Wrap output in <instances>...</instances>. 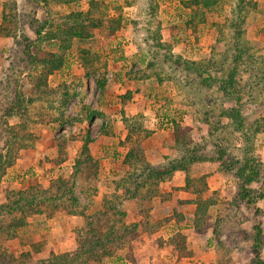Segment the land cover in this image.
<instances>
[{
	"label": "rangeland",
	"instance_id": "374dc122",
	"mask_svg": "<svg viewBox=\"0 0 264 264\" xmlns=\"http://www.w3.org/2000/svg\"><path fill=\"white\" fill-rule=\"evenodd\" d=\"M155 1L159 12L158 16L152 18L140 7L146 5L145 0H0V34H11L18 38L14 42L13 38L0 35V264H215L217 250L225 252L234 264H250L256 226L262 231L260 256L264 261V182L259 178L247 185L246 188L251 190L250 196L243 197L241 187H238L233 176L235 169L227 166L230 153L223 158V162L218 160L206 124L196 120V113L200 116V100L184 84L185 77L196 80L193 79L195 77L184 70L181 62L166 61L162 64V56L170 51L164 47L152 49L154 68L158 62L162 64L159 71L162 83L156 79L153 81L157 85L149 83L148 87L154 90V108L158 115L156 125H152L156 133L152 140L165 145V156L162 154L165 162L176 158L178 152L169 118H179L183 111L176 109L177 114L174 113L173 117L166 113L169 108L168 90L175 83L176 102L187 109L181 125V136L178 137L181 142H194L203 147L199 150L202 161L191 164L188 173L191 178L200 175L207 177L208 192L203 199L210 198L213 206L206 210L199 233L193 224L195 207L185 209L183 222L170 221L159 232L155 231V227H143L140 231L142 245L148 241L143 240V236H152V240L155 236L150 242L157 244L159 250L152 246L144 248L143 254L122 255L117 247L129 242L127 231H122L123 225L118 222L111 227L102 221H97L94 232L86 236L89 240L98 238L101 242L95 248L86 249L85 217L91 212L96 214L100 207V202L92 205V194L103 177V174H99V160L90 157V151L98 153L100 161L110 157L107 162L118 165V168L125 152L119 142L125 134L121 132V118L120 122H109V118H115L112 111L117 102L110 72L105 75L107 90L112 93H107L104 98L96 85L99 73L107 66V59L123 58L122 44L127 42L133 46L128 54L139 53L134 48L135 43L142 49H151L155 40L152 35L156 32L158 39L163 38L164 41L180 43L193 38L203 45L205 50L201 52L204 54L200 60L205 62L211 55L216 56L227 50L231 52L232 41H241L246 53L236 66H231V62L227 61L222 68L224 73L231 68L236 69V81L241 86L245 72L251 76L249 65L252 61L247 58L251 56L253 60L255 51L259 49V43L254 38L250 41L246 31L248 20L262 26L264 0H244L243 4L247 6L248 1L251 9L245 7L240 12L242 19L237 38H233L230 23L235 18L239 0H216L214 7L204 8L202 15L195 16L191 24L188 22L194 14V7L183 8V0ZM12 12L18 15L19 21L12 22L5 17ZM80 27L89 36L74 37L69 48L62 53L60 47L64 38L59 34ZM36 30H40L39 35L35 33ZM246 45H251L252 49L249 50ZM15 49L18 55L13 52ZM200 49L201 46L198 47ZM49 52H61L64 64L49 82L46 79L50 87L46 89L43 86L45 75L42 76L46 69L37 63ZM253 62L252 67L262 64L264 71V57L258 54ZM31 63L34 67H28ZM210 70L214 71L213 68ZM24 72L27 75L22 76ZM6 75L7 79H4ZM16 75L18 79H14ZM14 87L27 92L26 96L32 98V101L25 99L23 115H20L19 107H13ZM198 87L203 92L207 91L212 98L218 99L220 95L215 85L210 88ZM63 94L65 99L62 98ZM255 106L254 111H246L247 124L256 130L255 149L264 164V90ZM8 107H13V116L4 112ZM176 108L179 106L176 105ZM91 116L97 120L90 131L92 138L86 133L85 123L86 118ZM22 119L26 122L24 131L19 126ZM54 120H57V124H46ZM102 120L109 122L107 124L116 133L121 132L116 139L99 140L98 132L105 134V130H108V125ZM82 128H85V132ZM168 130H172L171 134L163 136ZM237 138L232 140L230 137L228 150L240 145L241 140ZM160 159L161 156L156 158L157 163L150 165L160 167ZM138 169L140 167L136 168L137 172ZM127 177L122 182L134 185L135 176ZM144 181L139 180L140 183ZM178 202L181 205L186 201ZM181 210L174 207L172 217L182 214ZM150 219L154 222L161 218L155 210L150 213ZM176 228L186 235V245L193 259H189L190 256L178 257L173 246L168 244ZM187 232L188 237L198 233L196 240H189V244Z\"/></svg>",
	"mask_w": 264,
	"mask_h": 264
},
{
	"label": "trees",
	"instance_id": "16d2710c",
	"mask_svg": "<svg viewBox=\"0 0 264 264\" xmlns=\"http://www.w3.org/2000/svg\"><path fill=\"white\" fill-rule=\"evenodd\" d=\"M145 1L150 16L152 18L155 17L158 10L156 1ZM216 3V0H183V8L191 9L194 7V14L191 16V19L188 23L191 24L194 21L195 16L200 14L202 15L204 8L210 9L211 7H214ZM243 3L244 0H239L238 5L235 9V18L230 23L233 30V38H237L236 36H238L239 34L238 28L240 25V19H242L240 13L241 10H243L245 7L246 9H251V7L249 8L250 4H248V1L246 2L247 6H245ZM5 17H9L10 21L12 22L19 21L18 15L13 12L6 15ZM147 29L150 31L149 28ZM36 31L35 33L39 35L40 30ZM0 35L9 36L13 38L14 42L18 39L16 36H13L11 34ZM59 36L64 38H62V41L64 43L62 44V47H60V51L63 53L67 48H69L71 40L74 37L85 38L89 36V33H86L85 31H83L82 27H80L73 31H62ZM152 38H155L152 44L154 46H152L153 48L151 47V49H147L148 54L152 56V60L147 63L145 69L139 68L136 72H134V79L141 77V75L144 76L146 74L145 72H147V70L149 69L154 70L155 59L154 55H152L154 49L158 50L163 47L169 49L167 45L160 42L157 32L156 34L152 35ZM219 40H221V38ZM231 43V52L230 50H227L226 52L219 53L216 56L211 55L210 59H208L206 62L201 60H189L183 58L179 54H173L170 51L165 52L166 54L161 56L163 59L162 64H165L164 62L166 61H173L175 63L181 62L184 66V70L188 74L193 75L192 77H195L193 79L197 80H192L190 76L184 78L186 89L191 92V94L196 95L197 99L200 100V116L196 113V116H198L196 120L200 123L206 124L207 133L210 137H212L211 144L214 147L215 152L217 153L218 160L223 162V158L227 155V153H230L228 154L229 162L227 163V166L231 169H235V174H233V176L236 177L238 187H241L240 192H242L243 197H248L250 196L249 194L251 190L250 188H246L247 185L252 184L259 178L264 182V164L255 149L256 130L251 129V126L247 124L246 117V111L249 112V109L252 111L256 109L255 103L264 90V71L262 70V64L259 67H252L254 63L253 61L258 54L261 57H264V50L262 48L257 49L255 51L256 56H254L253 60L251 59V56L247 58V60L252 61L249 65L251 66V68L248 66L250 68L249 75L251 76H248V73L245 72V76H243L241 82L242 84L240 86L236 81V69L231 68L227 73H224L222 70V68L226 66L227 61L231 62V66H236L240 61V58H242V55L246 53L245 48L243 47V42L234 40ZM18 47L19 46H17V49ZM246 48H249V50L252 49L251 45H246ZM17 49H15L16 51L13 50V52H15L16 54L18 51ZM21 52L23 54H26L25 51ZM61 52H49L47 53L48 56L41 58L38 61L39 63H37L41 64L46 69V72L42 75L43 77L45 75V83L43 86L46 89L50 88L49 86H47L46 79L55 71L60 70L61 66L64 64V59L61 56ZM230 54L233 55L230 56ZM28 67H34L33 63L29 64ZM180 68L183 69L182 67ZM211 68H213V70L217 72L210 70ZM105 74L106 67L101 70V72L99 73V78L96 80V85L101 90L105 88V84L107 81ZM158 75L159 76L156 79L158 80V82L162 83V78L160 77V74ZM18 77L19 76L16 75L14 79H18ZM4 79H7V75ZM213 85L216 86V89L220 94L218 99L210 97L207 91L203 92L201 88L199 89L198 87L203 86V88H210ZM258 89L262 91L258 92ZM255 92L257 94H255ZM26 94L28 93L22 92L20 88L14 87L13 107H19L21 111L20 115H23L25 112V99L32 101V98L27 97ZM62 98L65 99L66 96L63 94ZM201 98L203 100H201ZM218 100L219 104H217ZM225 103H227V105H224ZM13 107H8V109L5 108L4 112H6L8 115L13 116ZM170 121L173 129V138L176 145L175 149L178 153L177 156H175V159L167 160V162H165L166 160H164L163 162H161L160 167L156 168L152 167V165H150L145 158L143 141L147 139L152 132L145 127L143 115L138 114L132 118H124V126L127 129V132L124 140L121 141L120 144L124 147H127V152L124 156V163L128 166L129 171L124 175L123 181H125V179L127 180V176H135L136 182L134 183V185L128 184L131 189H128V191L125 192V196H123V198H135L138 201L137 213L142 217V219L134 224L125 222L121 218L124 213L115 210L113 206L115 202L114 199H117L118 202H121L122 199L118 196L113 197L114 199L110 200L105 198L102 201L104 203L99 204L100 207L96 214L94 213L85 217L86 220L84 225V232H86V234L84 237L87 240V250H89V248H95L96 245L101 242V240L98 238H91L94 240H89L88 238H86L88 234H92L94 232L95 224L97 221L108 223L111 227H113V224L116 222L120 223L121 225H123L121 227L122 231H127L128 237L136 235L137 231L140 232L143 227H155V231L158 232L173 218L177 222H183V216L178 214H175L174 217H172V215L166 216L154 222H151L152 220L150 219L152 199L156 195H158L159 183L169 179L175 170H180L185 173V185L182 188L195 195L193 203H195L196 206L193 213V224L194 228L196 227V232L199 233V231H201L203 216L205 215L208 207H210L211 205L213 206V203H211L210 198L203 199L204 194L208 192L206 182L207 177H205V175H200L198 177L191 178L188 173V167L195 162L202 161V156L199 154V150L203 149V147L194 142H181V138L178 137L181 136V131L183 129L181 124L173 118H171ZM51 123L57 124V120H54ZM46 124H49V121H47ZM24 125H26V122L22 119V123L19 126L23 131L26 130V126ZM107 128L108 130H105V134H109L110 131L112 132L111 126H108ZM230 137L232 138V140H238L237 137H239L241 141L239 146H234L233 148H230L231 150H228L227 147L229 146V142H231ZM58 148H62V146H58ZM139 167L140 170L138 169L137 172L136 168ZM139 180L145 181L143 183H140ZM240 200L243 199L240 198ZM92 205H94V202ZM118 214L120 215V217L117 216ZM254 229L255 234L252 244L253 258L250 264H264V261L260 256L262 247V231L259 226H256ZM170 236L171 237L168 240V244L170 246H173L175 252H177L178 257L192 256L191 250L186 245V235L182 230L176 228L175 232H173V234ZM216 236L219 235L216 234ZM217 253L218 254L215 264H234L233 260L229 256H227L225 252L221 253L220 250H217Z\"/></svg>",
	"mask_w": 264,
	"mask_h": 264
},
{
	"label": "crops",
	"instance_id": "0c3cea01",
	"mask_svg": "<svg viewBox=\"0 0 264 264\" xmlns=\"http://www.w3.org/2000/svg\"><path fill=\"white\" fill-rule=\"evenodd\" d=\"M140 7L144 8L149 13L146 5H143ZM158 12L159 11L157 10V14H156L157 16H158ZM148 15L150 16V13ZM262 21L263 23L261 26V23L260 24L252 23L250 20H248L246 35H247V38L250 39V41H253L252 39L254 38V41H257L259 43L258 47L264 50V19H263V16H262ZM256 34H257V37L256 36L254 37V35ZM192 39L193 38H190V40H186L184 42L180 41L179 43L178 41L173 42V40L164 41V39L162 38L160 39V42L167 45V47H169L170 49V52L173 54H179L183 58H186L189 60H200V58L204 54V53L202 54L201 52H203L205 49L203 48V45H199V43H196L195 40H192ZM193 43H196V45H193ZM131 46L132 44L129 42H127V44H124V43L122 44L123 52L125 53L123 58L107 59L106 75H107V72H110L111 76L113 77V81L115 83V90H116L115 97L117 101L114 106V111H112L114 112L113 116L115 118H111L112 120L109 118V122H115V120L117 122H120V118H121V123L123 125L121 132L122 133L125 132L124 134V138H125L127 129L124 126V118H132L138 114H142L144 117L145 127L148 128L152 132L151 135L143 141L146 161L149 164H155L157 163L156 158H159L161 156V159L158 162L160 163V162H163L165 159L164 158L165 154H163V151L165 150V145H162V143H158L152 140L156 137L155 128H153L152 125H156V122L158 119L156 117H158V115H157V109L154 108L155 107V100L153 99L155 96L154 90H149L148 87L150 86L149 83L151 84L155 83L153 80H156V78L159 76L158 74H159V71H161L160 66L162 64L158 62L154 70L149 69L147 70V72H145L146 74L144 76L141 75V77L134 79L133 78L134 72H136L139 68L145 69L147 63L152 60V56L148 54L146 49L140 48V45L136 43L134 45V48H137L139 50L138 51L139 53L138 54H131V53L128 54L129 53L128 51L131 48ZM195 46L196 48H194ZM200 46H201V49L198 50V47ZM56 72L57 71H55L52 75L48 77V82L50 81V78L53 75H56ZM26 73L27 72L22 73L23 74L22 76L27 75ZM155 84L157 85V83ZM172 86L168 90L169 96L167 97H169V100L167 101H168L169 108L166 110V113L168 112V116H172L174 113H176L177 110H182L183 114L181 113V117L175 118L172 116L174 120H176L182 125L184 116H186L184 115V112L185 111L187 112V109L184 106L180 107V105L176 102L177 92H176L174 83L172 84ZM99 91L102 93V96L104 98H105L104 95H106L107 93L108 94L112 93V91L109 92L107 90V81L105 84V88L103 90L99 89ZM165 97H166V91H165ZM104 101L108 103L107 100H104ZM176 105L179 106V108H176ZM99 109L102 111L101 107H99ZM93 117L94 116H91L90 118L88 119L86 118L85 120L86 128H87L86 133L90 138L93 137L91 134L92 127L95 126L97 122L96 118H93ZM170 119L171 118H169V121ZM105 120H102V122H104L108 126H111L110 124H107L109 122L106 123ZM50 124L52 123H49L48 125ZM170 124H171V121H170ZM100 127H102V124ZM82 129L85 132V128H82ZM172 130H168L167 132L163 134V136L165 135L167 136L171 134ZM121 132L116 133V130L113 131V129H112V132H110L108 135L103 134V132H98V136H100L99 140L101 141L107 140L108 138L110 140L116 139V137H118L119 133ZM171 136L172 135H170V137ZM124 138H121L119 142L123 141ZM90 141L93 144L94 142L93 139H91ZM122 149L125 152L121 158L120 168H118V165H115L114 163L107 162V159H109L110 157L107 158L106 161L105 160L100 161L98 153L93 152L94 153L93 154L90 151L91 153L90 157H94L99 160V164H100L99 174L100 175L103 174V177L97 183L98 185H97L96 190L93 191L94 194H92V197L94 201L92 200V202L104 203L102 201L105 198L110 200V199H114L113 197H117V196L120 197L122 199L121 202H118L117 199H114L115 201L113 205L114 209L124 213V215H122L121 217L122 220H124L127 223L134 224L136 222H139L140 219H142V217L137 213L138 201L135 198H123V196H125V192L131 188L129 187L128 184L121 182L124 178V175L129 171L128 166L125 165L124 163V156L127 152V148L122 147ZM205 170L206 168L204 169V171ZM205 173L208 174L209 172L205 171ZM208 176L209 178H211L210 174ZM185 179L186 177L183 171L175 170L169 179H167L166 181L160 182L158 185V195H156L152 199V208L150 209V213L156 210L157 214L160 216V218H162V217L170 216L171 212L174 211V207H176V209H179V208L182 209L181 211L183 212L180 215L186 218L185 209H190L191 207H195L196 205L195 203H193V200L195 199V195L182 188L185 185ZM181 200L186 201V202L180 205L178 201H181ZM171 203H175V204L171 205ZM92 214L93 212L90 213V215ZM117 216L120 217L119 214ZM175 221L176 220L173 218L171 219L170 223H173ZM196 235H198V233H195L194 235L190 234L188 237V232H187V242L189 240L190 241L196 240L195 239L197 237ZM140 236H141L140 232L137 231L136 235H132L128 237L129 242L126 243V245L119 246L120 247L118 249L119 253H121L122 255L138 254L139 252L142 253L144 248H148V247L152 248V246L154 247V249L159 250L157 244L150 242L155 239V236L153 237V240H152V236L150 237L143 236V240L145 239L148 240L147 243L146 244L144 243L143 245H142V238L140 240ZM193 258L194 257H191V256L189 257V259H193ZM189 264H194V263H189Z\"/></svg>",
	"mask_w": 264,
	"mask_h": 264
}]
</instances>
